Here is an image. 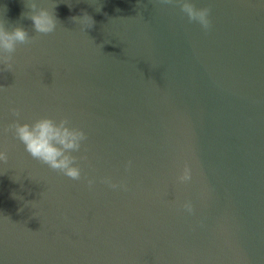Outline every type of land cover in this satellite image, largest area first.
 <instances>
[{
    "label": "water",
    "instance_id": "1",
    "mask_svg": "<svg viewBox=\"0 0 264 264\" xmlns=\"http://www.w3.org/2000/svg\"><path fill=\"white\" fill-rule=\"evenodd\" d=\"M190 2L208 32L159 0H0L35 37L0 64V264H264V0ZM45 117L85 132L79 181L4 131Z\"/></svg>",
    "mask_w": 264,
    "mask_h": 264
},
{
    "label": "clouds",
    "instance_id": "2",
    "mask_svg": "<svg viewBox=\"0 0 264 264\" xmlns=\"http://www.w3.org/2000/svg\"><path fill=\"white\" fill-rule=\"evenodd\" d=\"M161 4L178 5L189 22L198 23L201 28L208 32L211 29L210 8H197L190 0H159ZM28 11L24 14L32 22L33 30L37 34L48 35L53 33L59 20L55 12L38 7L37 3L29 2ZM72 22L79 23L82 31H87L94 27L95 21L87 12L81 16L71 17ZM35 37L30 36L29 32L23 27H12L8 30L4 24H0V64L5 65L6 71L12 69V59L18 45L30 44ZM12 114L20 116L18 109H12ZM70 121L67 118L61 119L58 123L51 118H40L33 123L21 124L19 120L10 124L4 131L13 132L17 140L24 145L25 151L32 159L46 165L53 171L62 173L71 180L79 181L81 179V169L77 163V157L72 155L81 150L82 143L86 141L87 136L81 129L70 127ZM0 162L4 165L8 163L6 151H0ZM126 170L131 167V161L125 166ZM192 180V169L187 164L178 177L181 184L189 183ZM89 188L94 184L93 180L87 181ZM101 183L107 184L112 189L127 190L126 184L113 183L111 178L105 177ZM183 209L189 214L193 213L191 201L183 204Z\"/></svg>",
    "mask_w": 264,
    "mask_h": 264
}]
</instances>
